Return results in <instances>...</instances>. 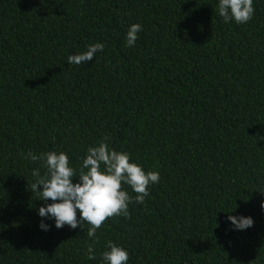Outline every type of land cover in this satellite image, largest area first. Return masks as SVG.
<instances>
[{
    "label": "trees",
    "instance_id": "16d2710c",
    "mask_svg": "<svg viewBox=\"0 0 264 264\" xmlns=\"http://www.w3.org/2000/svg\"><path fill=\"white\" fill-rule=\"evenodd\" d=\"M217 4L0 0V264H100L109 241L129 264H264V0L239 25ZM93 43L103 52L67 62ZM105 136L159 182L143 204L122 184L129 215L98 239L87 222L41 230L31 184L45 169L25 154L60 150L78 170ZM229 215L254 224L235 231Z\"/></svg>",
    "mask_w": 264,
    "mask_h": 264
},
{
    "label": "clouds",
    "instance_id": "9594fccd",
    "mask_svg": "<svg viewBox=\"0 0 264 264\" xmlns=\"http://www.w3.org/2000/svg\"><path fill=\"white\" fill-rule=\"evenodd\" d=\"M216 10L224 23L234 21L238 25L249 22L254 15L253 0H218ZM142 30L139 23L129 25L125 46H135ZM104 47L103 43L90 44L82 52L69 55L67 62L85 64L98 52H103ZM109 140L110 137L105 136L96 145L89 146L78 170L70 166L67 153L60 150L39 155L31 151L25 154L26 160L40 161L45 169L43 174L39 168L32 170L35 179L31 184V191L37 200L44 202L37 213L42 218L39 224L41 230H50L51 225L46 220L54 221L57 229L65 225L76 229L87 222L88 237L98 239L97 230L107 218L129 215L128 207L133 198L122 188V184L130 186L137 194L135 203L145 202L150 195L149 185L159 182V173L146 172L142 165L131 160L129 153L109 147ZM76 177L78 181L74 183ZM261 208L264 209V201H261ZM228 220L235 231H244L254 224L250 216L229 215ZM87 256L89 260L96 259L92 246L88 247ZM129 258L127 249L109 241L100 255V264H129Z\"/></svg>",
    "mask_w": 264,
    "mask_h": 264
}]
</instances>
